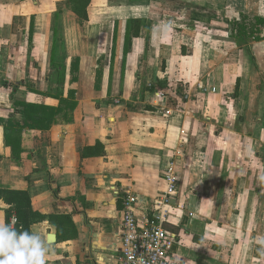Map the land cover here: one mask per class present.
I'll list each match as a JSON object with an SVG mask.
<instances>
[{"label":"crops","instance_id":"1","mask_svg":"<svg viewBox=\"0 0 264 264\" xmlns=\"http://www.w3.org/2000/svg\"><path fill=\"white\" fill-rule=\"evenodd\" d=\"M86 14L85 21L71 12L55 17L44 0H0V220L10 210L18 230L54 235L47 264H117L126 195L137 199V217L153 213L170 167L177 189L163 227L176 236L177 263L264 264L256 251L264 236V86L251 77L255 93L240 122L237 73L203 87L184 44L158 59L170 38L147 28L157 24L151 16L96 0ZM71 18L105 41L55 40L54 21ZM251 45L262 46L256 76H264V40ZM174 75L165 91L164 76ZM28 104L61 111L49 115L47 130L5 129L7 121L48 117L23 116ZM16 192L27 197L24 206L8 194Z\"/></svg>","mask_w":264,"mask_h":264},{"label":"rangeland","instance_id":"2","mask_svg":"<svg viewBox=\"0 0 264 264\" xmlns=\"http://www.w3.org/2000/svg\"><path fill=\"white\" fill-rule=\"evenodd\" d=\"M96 2L97 6L106 10L132 7L141 15L151 16L157 24L148 25L147 28L154 29V33L158 32L162 23L171 22L173 33L170 41L166 42L167 45L165 43L166 46L163 45L161 52L158 53V59L175 57L178 46L184 44V54L195 59L193 75L205 78L203 87H219L220 83L229 81L237 73L241 77V83L240 98L234 106L235 113L240 122H243V118L247 119L248 110L244 107L250 94L255 93V83H251V77H256L260 81L259 85L264 86V76L259 74L256 76V70L263 58L262 46L254 48L251 43L231 39L228 22L236 18L239 12L264 17V0H148L136 3L128 0H96ZM67 3V0H44L47 11L55 17L57 13L71 12ZM52 29L55 32L54 38L58 41H61L59 37L61 35H65L67 39L85 36L86 39L92 38L94 41L92 45L96 47V40L100 38L98 30L91 33V37L85 30H80L73 24V18L55 20ZM100 39L105 41V38ZM85 45L89 46V42L78 43V47ZM177 57L180 60L179 54ZM162 71H165L163 65ZM176 77L179 78L178 75H174L172 80H167L164 76L162 81L165 84L162 82V88L166 91L169 88L167 86L169 81L176 82ZM186 91L181 87V92Z\"/></svg>","mask_w":264,"mask_h":264},{"label":"built area","instance_id":"3","mask_svg":"<svg viewBox=\"0 0 264 264\" xmlns=\"http://www.w3.org/2000/svg\"><path fill=\"white\" fill-rule=\"evenodd\" d=\"M163 181L165 191L151 214L137 217V199L126 195L122 208L117 264H178L173 250L176 236L163 227L169 214L164 207L168 205L177 189V178L172 168L167 169Z\"/></svg>","mask_w":264,"mask_h":264},{"label":"trees","instance_id":"4","mask_svg":"<svg viewBox=\"0 0 264 264\" xmlns=\"http://www.w3.org/2000/svg\"><path fill=\"white\" fill-rule=\"evenodd\" d=\"M67 4L71 10V12L76 15L82 21L87 19V7L89 6L91 0H67ZM228 27L230 31V37L237 41H244L246 43H257L264 40V17L256 16L248 13H239L238 17L235 19H231L228 22ZM134 35L136 36L137 33L135 32ZM115 40V36H113V42ZM184 52V51H183ZM78 62V58H73L70 63V72H72V67L76 65ZM72 80V79H71ZM238 80L236 81L235 85V94L238 92ZM18 106V104H14ZM29 105V104H28ZM21 106V105H20ZM23 110L20 112L23 116L26 114L31 113L32 111H49L48 117L42 118H28L23 119L21 123L17 121H7L5 129H11L13 132L15 130H20L25 126H33L37 127L42 130H47L52 125V120L50 118L53 115L60 113V107L55 111L53 109H48L43 106H36V105H23ZM73 107V105H72ZM71 107V108H72ZM52 115V117H49ZM5 143L11 149L12 156L15 159H18L19 149H15V147L11 144L10 135L5 134ZM18 197V206H24L27 203V197L24 193L16 192V193H8ZM15 215L14 212L7 210L6 211V221H10L11 217ZM16 216V215H15ZM17 218V217H16ZM18 225V221L16 223V227Z\"/></svg>","mask_w":264,"mask_h":264},{"label":"clouds","instance_id":"5","mask_svg":"<svg viewBox=\"0 0 264 264\" xmlns=\"http://www.w3.org/2000/svg\"><path fill=\"white\" fill-rule=\"evenodd\" d=\"M173 33L171 22L159 26L158 36L166 41ZM15 215L10 221L0 220V264H47V258L52 251L49 237L33 228L18 230ZM259 247L256 251L264 257V236L257 238Z\"/></svg>","mask_w":264,"mask_h":264},{"label":"water","instance_id":"6","mask_svg":"<svg viewBox=\"0 0 264 264\" xmlns=\"http://www.w3.org/2000/svg\"><path fill=\"white\" fill-rule=\"evenodd\" d=\"M48 237L50 238L51 243H53L54 242V235H48ZM173 250H175V248H173Z\"/></svg>","mask_w":264,"mask_h":264}]
</instances>
